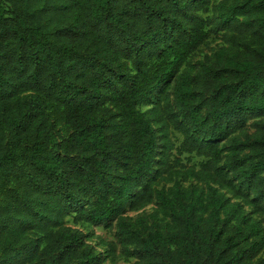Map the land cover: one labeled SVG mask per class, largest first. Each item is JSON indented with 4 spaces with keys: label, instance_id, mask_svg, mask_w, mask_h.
I'll return each instance as SVG.
<instances>
[{
    "label": "trees",
    "instance_id": "trees-1",
    "mask_svg": "<svg viewBox=\"0 0 264 264\" xmlns=\"http://www.w3.org/2000/svg\"><path fill=\"white\" fill-rule=\"evenodd\" d=\"M263 213L264 0H0V264H264Z\"/></svg>",
    "mask_w": 264,
    "mask_h": 264
},
{
    "label": "rangeland",
    "instance_id": "rangeland-1",
    "mask_svg": "<svg viewBox=\"0 0 264 264\" xmlns=\"http://www.w3.org/2000/svg\"><path fill=\"white\" fill-rule=\"evenodd\" d=\"M205 16H211L210 7L208 12L204 14ZM222 44L221 39L218 34L210 33L206 42L199 47V49L192 55L190 58L191 62H195L198 59H201L205 54H210L214 49L219 47ZM149 106L143 105L141 107L142 110L148 109ZM47 112L49 114V119L53 123L55 130L58 132L60 136L67 135V126L59 121L58 112H60V107L54 103H47ZM169 139L176 145L180 142L181 137L179 134L171 132L169 134ZM174 152V150L172 151ZM192 162H196L197 158L193 157ZM186 163V160H182ZM163 179L157 180V185L160 187L162 185H169L165 181L166 176L163 175ZM187 184V183H185ZM155 208L154 204H147L142 208L136 211L127 210L124 215L131 217L132 219L136 216L148 214ZM257 218L261 226L264 228V213L263 214H255L253 215ZM70 220V219H69ZM69 222V221H68ZM74 227L79 228L86 234L85 243L89 246H92L97 253H99L103 258V264H132L134 262L133 257H127L121 252V248L117 242V239L114 235L115 226L114 222L111 224H101L98 226H90V225H75ZM261 257H264V250L261 253Z\"/></svg>",
    "mask_w": 264,
    "mask_h": 264
}]
</instances>
